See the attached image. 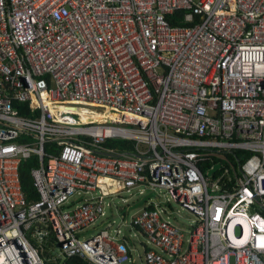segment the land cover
<instances>
[{
	"label": "built area",
	"instance_id": "1",
	"mask_svg": "<svg viewBox=\"0 0 264 264\" xmlns=\"http://www.w3.org/2000/svg\"><path fill=\"white\" fill-rule=\"evenodd\" d=\"M136 244L143 264H264V0H0V264H134Z\"/></svg>",
	"mask_w": 264,
	"mask_h": 264
},
{
	"label": "trees",
	"instance_id": "2",
	"mask_svg": "<svg viewBox=\"0 0 264 264\" xmlns=\"http://www.w3.org/2000/svg\"><path fill=\"white\" fill-rule=\"evenodd\" d=\"M184 12L179 14L178 18H172V23L175 25H184V26H192L191 23L184 22ZM108 146L116 148L121 153H133L134 150V142L126 141V140H118V141H108ZM38 166V160L36 157L25 161L21 167V182L23 186L24 193L29 201V203H33L38 200L37 189L35 187V181L33 178V171ZM63 264H89L88 262L79 259V257H73V259H69L65 261Z\"/></svg>",
	"mask_w": 264,
	"mask_h": 264
},
{
	"label": "crops",
	"instance_id": "3",
	"mask_svg": "<svg viewBox=\"0 0 264 264\" xmlns=\"http://www.w3.org/2000/svg\"><path fill=\"white\" fill-rule=\"evenodd\" d=\"M153 198H156L153 194H149L148 197L146 199H144V200L140 196H136V197H133V198H126V199L122 198V197H119V199H116L114 201V205H115L116 209L110 210L109 211V214H110L109 216L112 217L113 219H116L117 216L119 217V219H120V217H123V218L124 217H129L130 218V212H131L132 207H137V208L139 207V208L142 209L144 207L145 201L151 200ZM123 200H128V203L127 204L124 203ZM131 200H134V202L130 203ZM129 204H131L132 206H127L126 209H124L125 207H123V205H129ZM139 208L132 216H134L137 212H139L141 210ZM175 221H176V219L174 217V221L173 222H175ZM175 224L178 225L176 222H175ZM188 226L189 225L186 224L185 229H187ZM100 227H102V224H100ZM142 243H143V241H142ZM140 247L142 248V251L139 252L138 249H137L136 252L133 254L134 261H135L134 264H137V256L139 257L140 260H142V264L144 263L145 247L144 246L143 247L140 246ZM137 252H139V254H136Z\"/></svg>",
	"mask_w": 264,
	"mask_h": 264
},
{
	"label": "rangeland",
	"instance_id": "4",
	"mask_svg": "<svg viewBox=\"0 0 264 264\" xmlns=\"http://www.w3.org/2000/svg\"><path fill=\"white\" fill-rule=\"evenodd\" d=\"M122 198L126 199L127 196H122ZM75 200L79 201L80 199L76 198ZM133 202H134V200H131L130 203H133ZM171 205L173 206V211L175 212L174 213V216H175V219H176L175 222L178 224V226L180 228L185 229L186 224L190 225L193 218L190 217L185 211L180 210V208L178 206H176L174 203H171ZM127 206H132V205L131 204L123 205V207H125L124 209H126ZM138 208L137 207H132L131 212H130V218L138 210ZM139 209H141V208H139ZM109 221L112 222V220H109ZM117 223H119V220H117ZM101 229H102V227H100V224L98 223L96 228H95V232H90L89 236L97 235L101 231ZM82 238H83V236H82ZM139 239L143 240L142 237H140V236H139ZM128 241L130 242L129 239H128ZM136 246H137L138 251L141 252L142 248L138 244H136ZM139 252H137L136 254H139ZM51 255H52L51 251H48L47 252V256L50 257ZM47 260H49V259H47ZM49 261L50 262H47V264H56V261H54V259H50ZM127 264H132V263H127ZM137 264H142V260H140L138 256H137Z\"/></svg>",
	"mask_w": 264,
	"mask_h": 264
},
{
	"label": "bare ground",
	"instance_id": "5",
	"mask_svg": "<svg viewBox=\"0 0 264 264\" xmlns=\"http://www.w3.org/2000/svg\"><path fill=\"white\" fill-rule=\"evenodd\" d=\"M82 114H83V120L84 121H89V122L107 121L110 118L108 114H105V115H101V114L90 115V113L86 112V111H84ZM112 117H115V116H112Z\"/></svg>",
	"mask_w": 264,
	"mask_h": 264
},
{
	"label": "water",
	"instance_id": "6",
	"mask_svg": "<svg viewBox=\"0 0 264 264\" xmlns=\"http://www.w3.org/2000/svg\"><path fill=\"white\" fill-rule=\"evenodd\" d=\"M81 109H77V111H80ZM220 165H217L216 167H215V169H218V167H219ZM213 172V171H212ZM211 172V173H212ZM60 251V249L59 248H57V250H56V253H58ZM63 261V260H62Z\"/></svg>",
	"mask_w": 264,
	"mask_h": 264
}]
</instances>
